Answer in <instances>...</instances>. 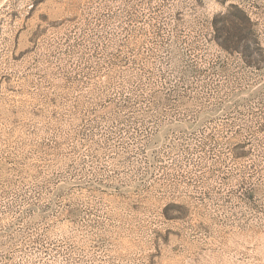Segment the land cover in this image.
I'll return each instance as SVG.
<instances>
[{
    "label": "rangeland",
    "instance_id": "obj_1",
    "mask_svg": "<svg viewBox=\"0 0 264 264\" xmlns=\"http://www.w3.org/2000/svg\"><path fill=\"white\" fill-rule=\"evenodd\" d=\"M0 264H264V0H0Z\"/></svg>",
    "mask_w": 264,
    "mask_h": 264
},
{
    "label": "trees",
    "instance_id": "obj_2",
    "mask_svg": "<svg viewBox=\"0 0 264 264\" xmlns=\"http://www.w3.org/2000/svg\"><path fill=\"white\" fill-rule=\"evenodd\" d=\"M237 10H238L239 14L244 16L243 12L240 9L237 8Z\"/></svg>",
    "mask_w": 264,
    "mask_h": 264
}]
</instances>
